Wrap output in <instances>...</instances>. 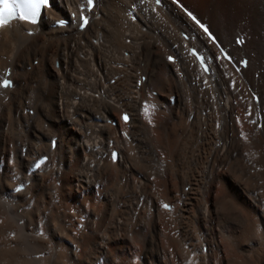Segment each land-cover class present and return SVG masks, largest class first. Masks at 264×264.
Segmentation results:
<instances>
[{"label": "bare ground", "instance_id": "bare-ground-1", "mask_svg": "<svg viewBox=\"0 0 264 264\" xmlns=\"http://www.w3.org/2000/svg\"><path fill=\"white\" fill-rule=\"evenodd\" d=\"M178 1L232 63L171 0L0 25V264H264V0Z\"/></svg>", "mask_w": 264, "mask_h": 264}, {"label": "snow or ice", "instance_id": "snow-or-ice-1", "mask_svg": "<svg viewBox=\"0 0 264 264\" xmlns=\"http://www.w3.org/2000/svg\"><path fill=\"white\" fill-rule=\"evenodd\" d=\"M40 2L43 3V2H45V0H40ZM89 2H91V0H89ZM36 6H38V5H36ZM86 22H87V21H85V23H86ZM0 23H3V21L0 20ZM125 119H127V117H125Z\"/></svg>", "mask_w": 264, "mask_h": 264}, {"label": "rangeland", "instance_id": "rangeland-1", "mask_svg": "<svg viewBox=\"0 0 264 264\" xmlns=\"http://www.w3.org/2000/svg\"><path fill=\"white\" fill-rule=\"evenodd\" d=\"M126 41H128V40H126ZM124 54L127 56V52H124ZM98 95V94H97ZM136 257V256H135Z\"/></svg>", "mask_w": 264, "mask_h": 264}]
</instances>
